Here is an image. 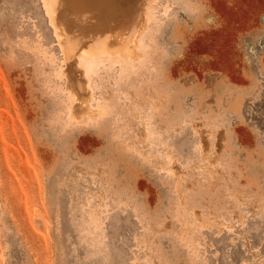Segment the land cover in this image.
I'll use <instances>...</instances> for the list:
<instances>
[{
	"label": "rangeland",
	"instance_id": "rangeland-1",
	"mask_svg": "<svg viewBox=\"0 0 264 264\" xmlns=\"http://www.w3.org/2000/svg\"><path fill=\"white\" fill-rule=\"evenodd\" d=\"M58 3L0 0V264H264V0H146L86 90Z\"/></svg>",
	"mask_w": 264,
	"mask_h": 264
},
{
	"label": "bare ground",
	"instance_id": "bare-ground-1",
	"mask_svg": "<svg viewBox=\"0 0 264 264\" xmlns=\"http://www.w3.org/2000/svg\"><path fill=\"white\" fill-rule=\"evenodd\" d=\"M58 2H61V0H58ZM83 2H85V1H83ZM82 4H83L82 1L75 0V2L73 3V5H71V7H72L71 10L72 11H75V13H76L77 16L82 17V19H80V21H79L80 23L81 22H84L83 19H92L93 18L92 13L95 14L96 11H99V10H97L98 7L96 9V7H94L92 3H90L92 5V7H90L89 5H86L87 7H84ZM55 7H54V9H56ZM54 9L52 11L53 12V16H55ZM142 13H143V8L140 7L138 15L135 16L136 20L138 19L139 22H140V24H142L141 23ZM144 16H145V13H144ZM94 23H98V22L95 21ZM71 24L74 25L75 22L73 23V21H72ZM140 24L139 23L138 24L134 23V25L130 24L129 25V28H128L129 30L127 29L128 31H125V29L122 28V27H120V26H118V27L115 26L114 28H110V30L112 32L109 33L110 34L109 36H101V35H99V36H96V37H91V39L77 44L75 46V48H71V47L69 48V47H67L66 50H65V48L62 47V49L64 51V54L66 52V54H65V55H67L66 59L68 58L70 60V55H71V58H72L71 59L72 61L70 60L71 63H67L68 64V67H69L68 72H72L73 73V76H75V77H80L81 74H82L81 77H83V84H82V86L79 85L80 86V90L82 89V87H83L84 90H86V88L88 86L87 79L89 77H91L90 76V73L91 72L93 73V71H94L95 68L99 67L100 65H104V63H106V62H111V61L113 62V59L114 60L115 59H118L117 57H119V55L116 53L117 50H115L116 49L115 47L118 46V45H124L125 43L129 42L132 39L133 36H136L137 35L136 32H138L139 28H141V25ZM65 28L67 29L69 27L65 26ZM66 29H64V35H66V33L68 32ZM75 30H77V29H74V32L72 33V35H70V32H69V35L67 36V38H68L69 41H71L74 38L77 39L79 37L80 31H75ZM62 38H64V37H62ZM129 47H130V45H129ZM136 47H137V45H136ZM122 48L123 47H121V49ZM118 49H119V47H118ZM122 51H123V49H122ZM127 54H128V51H127ZM120 55H122V54H120ZM129 55H130V52H129ZM129 55L126 56L127 59L130 57ZM121 61H123V60H121ZM78 72L79 73L82 72V73H80V75L77 76V73ZM75 88H77V87H75ZM80 90H79V99L78 100H80V98L81 99L83 98V99H82V103L79 102L78 104L79 105L81 104V106H84V101L87 102V100H89V98L92 99V97L91 96L89 97L86 94L82 95L83 93ZM76 93H78V92H76ZM85 96H86V98L88 96V98L85 99ZM89 104H90V102L89 103L87 102V105H85V107L86 108L88 107L87 108V110H88L87 112L91 113L93 111V109H95V108L91 109L90 106H89Z\"/></svg>",
	"mask_w": 264,
	"mask_h": 264
},
{
	"label": "water",
	"instance_id": "water-1",
	"mask_svg": "<svg viewBox=\"0 0 264 264\" xmlns=\"http://www.w3.org/2000/svg\"><path fill=\"white\" fill-rule=\"evenodd\" d=\"M82 1V5L87 7L89 5L92 7L90 3L93 4L94 7H98L95 14L92 13V19H83L84 22H79L82 17L76 15L75 11L71 10V5L75 2V0H61L58 5L54 9V19L55 26L58 29V33L62 39L61 45L63 48L71 47L75 48V46L81 42L87 41L91 39V37L96 36H109L110 28H114L115 26H120L128 31L129 25H134L136 18L138 15V11L140 7L145 5L146 0H80ZM85 1V2H83ZM103 4V5H102ZM133 5V6H132ZM101 8V9H100ZM75 22V24H71V22ZM97 21L98 23H94ZM65 26L71 28L64 35ZM75 31H80V35L77 39L68 40L67 36ZM128 29V30H127ZM63 33V34H62ZM68 41V42H67ZM71 60V55H70ZM71 63V61H70Z\"/></svg>",
	"mask_w": 264,
	"mask_h": 264
}]
</instances>
